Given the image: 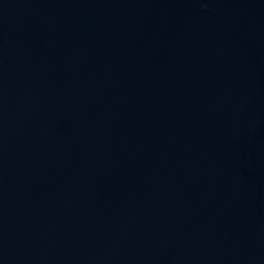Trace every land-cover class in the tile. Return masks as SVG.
<instances>
[{
  "label": "water",
  "instance_id": "1",
  "mask_svg": "<svg viewBox=\"0 0 264 264\" xmlns=\"http://www.w3.org/2000/svg\"><path fill=\"white\" fill-rule=\"evenodd\" d=\"M174 264H264V157Z\"/></svg>",
  "mask_w": 264,
  "mask_h": 264
}]
</instances>
